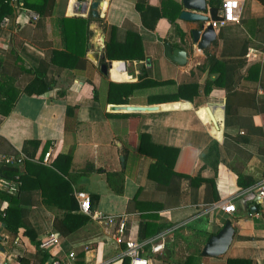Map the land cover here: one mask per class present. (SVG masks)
Segmentation results:
<instances>
[{"label":"crops","instance_id":"obj_1","mask_svg":"<svg viewBox=\"0 0 264 264\" xmlns=\"http://www.w3.org/2000/svg\"><path fill=\"white\" fill-rule=\"evenodd\" d=\"M76 1L83 0H50L40 24L32 21L31 14L23 8L13 9L0 29V86L19 95L10 113L0 116V156L23 155L24 163L15 168L19 175H25L27 162L49 167L59 155L71 152L70 162L57 160L56 171L71 183L74 197L77 192H85L93 198V212L126 217L127 230L119 238L114 228L89 218L84 227L60 234L54 226L57 223L61 227L63 210L27 205L24 209L36 241L41 245L50 233L59 240L58 245L43 249L50 254L45 264L53 260L68 264H128L124 241H139L140 222H152L137 211L127 210L128 201L138 190L142 191V200L161 204L154 222L166 226L144 240L142 253L149 264H173L198 253L196 264H226L228 259L264 264V202L249 201L245 196L264 181V113L253 111L264 103V5L260 0H239L240 22L216 31L217 38L211 46L199 50L191 36L192 30L200 28L198 23L184 22L178 16L175 26L161 19L150 31L144 28L135 9L138 0H105L101 22L91 18L88 23L84 58L70 68L47 67L41 85H48L49 90L31 96L25 92L33 78L29 70L37 68L41 61L48 62L54 52H66L58 19L90 16L75 13ZM145 1L158 7L164 0ZM168 1L180 5L182 11V0ZM124 22L142 36L144 56L129 61L105 60L111 63L105 76L99 69L100 54L88 49L92 36L89 26L95 24L104 30L105 47L112 27L117 28L116 41H124ZM165 42L186 51V65L178 66L165 57ZM242 43L247 44V52L238 72L244 78L235 84V90L245 96H230L231 109L226 114V90L210 85L217 75L209 74L208 58L237 61ZM254 64L260 65L256 82L245 79L246 70ZM142 79L171 84L138 90L124 106L162 107L177 103L182 107L142 113L108 110L114 104L107 103L106 83H137ZM185 84L198 87V95L192 101L147 103L148 94L174 93ZM134 114L138 118L123 116ZM225 115L230 121L227 127ZM139 134L149 135L156 145L178 150L174 171L182 176L176 177L170 189L159 190L155 182L146 178L153 160L138 153ZM46 153H50L48 165L43 164ZM110 173L120 175L111 184L118 189L117 181L122 180V193L116 194L110 188ZM24 199L29 203V193H22L21 200ZM228 202L233 204L232 213L222 210ZM6 206L0 200V210ZM253 206L256 212L250 213ZM76 213L84 215L79 209ZM227 221L234 233L226 253L219 257L201 256L208 239ZM158 243H163V249L152 253L151 246ZM70 253L74 254L72 260L68 258ZM36 254L37 249L22 230L12 238L0 228V256L6 257V264H18V258Z\"/></svg>","mask_w":264,"mask_h":264},{"label":"trees","instance_id":"obj_2","mask_svg":"<svg viewBox=\"0 0 264 264\" xmlns=\"http://www.w3.org/2000/svg\"><path fill=\"white\" fill-rule=\"evenodd\" d=\"M50 0H19V6L28 9L39 15L37 24H40L47 15L49 9ZM260 3L264 5V0H260ZM136 11L139 13L142 25L144 28L154 31L156 24L161 19H167L172 26H175V20L180 13V5L164 0L160 6H149L145 0H138L135 5ZM13 13V7L9 0H0V22L3 18L10 16ZM91 17L86 19L76 18L67 19L65 17L59 18L60 30H61V42L62 47L66 50L64 53L54 52L48 62L41 61L39 66L35 69H30L29 73L33 75L29 85L25 88V92L29 95L40 96L49 90L48 85H41V81L44 78L47 67L63 66L71 67L76 65L80 58L85 56L86 42L89 35L88 23ZM68 21H73L70 25ZM96 21L101 22V19ZM128 23L124 22L123 29L125 30V39L123 42L116 41L117 28H111V35L109 41L104 47V59L100 61L104 63L108 61H129L140 59L144 56L142 46V36L138 34L133 28H128ZM222 34L219 33L221 39ZM241 52L238 54L237 61H219L215 57L208 58L209 74L217 75L211 83L215 86L222 87L226 90V114L231 109L232 99L230 96H238L240 94L235 90V84L244 75L238 72V68L243 65V57L247 52V44L242 43ZM3 59L0 60V64L3 63ZM70 63V64H69ZM246 80H253L256 82L259 78L260 65L254 64L246 70ZM237 78V79H235ZM171 82H153L150 80L142 79L137 83H106V99L108 104L124 105L129 104L130 98L138 90H146L151 87L160 85H170ZM207 93V92H206ZM198 95V87L196 84H185L178 86L174 93L163 94H148L146 99L148 104H161L168 102H176L178 100L192 101L194 97ZM18 92L10 91L9 89H1L0 86V116H7L12 110L16 99L18 98ZM254 98H252L253 100ZM248 100H250L248 98ZM245 102V101H244ZM254 107V106H253ZM254 109V108H253ZM258 113H264V103H260L256 110ZM134 116L138 118L139 115H123ZM225 126L230 125L229 117L225 115ZM38 146V143H36ZM137 151L141 155H145L153 160L147 170L146 178L155 182L159 190L164 191L170 189L173 182L176 181V177L180 179L182 174L174 171V163L178 155V150L174 148L163 147L151 142V138L147 134H139L137 137ZM72 153L66 155H59L54 161L53 165L49 167L42 164H33L27 162L25 175H19L18 169L15 167H9L0 165V177L8 180H13L16 176L19 177L21 186L17 194L9 195L0 191V200L4 201L7 206L0 210V228L8 236L16 238L19 231L27 237L31 244L37 249L35 256H24L18 258V264H45L50 254L40 248L39 242L36 241V235L30 226V223L26 217L25 206L29 205H42L47 208H58L63 210L60 217V225L54 226L60 234H70L74 231L84 227L89 221V217L76 213L79 209L76 198L73 195L71 189V183L64 179L63 175L58 173L59 170L56 163L57 160L64 159L66 162H70ZM120 176L118 173L107 174V180L110 188L117 194L122 193V180H118V189H115L111 184L112 179H118ZM116 184V182H115ZM29 193V203H25V199L21 200L22 193ZM141 190H138L136 195L128 201L127 210L137 211L141 214L142 218L152 220V222H140L138 230V240L144 241L148 237H151L166 228L165 225L156 224L157 211L162 208L161 204L155 201H145L141 199ZM40 196V199L39 197ZM91 208L93 212V198H90ZM57 218V216H56ZM56 222H58L56 220ZM62 229V231H61ZM127 226L125 228V233ZM200 257L198 253L196 255H189L184 260L173 262V264H196L197 259ZM226 264H253L249 260L240 259H228Z\"/></svg>","mask_w":264,"mask_h":264},{"label":"water","instance_id":"obj_3","mask_svg":"<svg viewBox=\"0 0 264 264\" xmlns=\"http://www.w3.org/2000/svg\"><path fill=\"white\" fill-rule=\"evenodd\" d=\"M77 8L76 14L83 15L89 14L93 20L100 18L101 11L104 7L105 0H83L76 1ZM211 2H214L211 4ZM223 0H182V11L179 14V19L184 22L198 23L200 28L191 31L192 42L196 45L197 49H208L211 44L216 40V32L210 25L209 21H220L218 13L221 9ZM216 3V4H215ZM90 31L92 36L89 40L88 49H93L94 52L99 53L98 59L101 61L104 59V30L97 27L95 24H90ZM165 57L172 63L178 66H184L187 64V53L185 50L172 47L169 43H163ZM111 67V63L104 62L99 66L100 72L108 76V70ZM177 104V103H174ZM173 105V104H172ZM161 106H134V105H109L108 110L111 112H129V113H142L145 111H155L161 109ZM213 121V119H212ZM122 159V158H121ZM256 198V202H257ZM244 204V201H241ZM250 213L256 212V206L249 209ZM234 230L229 221L221 227V229L214 235H212L205 246L201 250V256L203 257H219L223 256L228 247L230 246L233 238Z\"/></svg>","mask_w":264,"mask_h":264},{"label":"built area","instance_id":"obj_4","mask_svg":"<svg viewBox=\"0 0 264 264\" xmlns=\"http://www.w3.org/2000/svg\"><path fill=\"white\" fill-rule=\"evenodd\" d=\"M13 9L23 8L19 6V0H9ZM27 13L31 14L32 21L36 22L39 19V15L23 8ZM32 12V13H31ZM241 15V2L239 0H223L220 12L218 17L220 21H209L210 25L214 31H219L221 28H224L228 24H237L240 22ZM8 17L3 18L0 22V29L4 27L7 23ZM50 153H46L43 158V164L48 165L50 163ZM25 157L23 155H3L0 156V162L4 166L9 167H18L24 163ZM21 183L19 177L16 176L13 180H8L0 177V191L9 194H17ZM75 198L78 201L79 210L84 215L88 216L93 222L98 223L99 225H105L107 227H112L115 230V233L119 238L124 236L126 228V217H117V216H107L102 215L97 212H91V201L90 196L85 192H77ZM246 198L249 201L256 203L264 202V181L260 183L255 189L249 190L246 192ZM222 210L227 213H232L233 204L228 202L226 205L222 206ZM58 237L54 233H50L48 238H46L40 245V248L47 249L53 245H58ZM125 244V257L128 259V264H149V261L146 257L143 256V248L145 246L144 241H136L127 239L124 241ZM163 249V243H158L151 246L152 253H158ZM68 258L72 260L74 254L70 253ZM6 257L3 255L0 256V264H6ZM50 264H68V262L53 260Z\"/></svg>","mask_w":264,"mask_h":264},{"label":"bare ground","instance_id":"obj_5","mask_svg":"<svg viewBox=\"0 0 264 264\" xmlns=\"http://www.w3.org/2000/svg\"><path fill=\"white\" fill-rule=\"evenodd\" d=\"M115 76H116V73H113ZM122 76V75H121ZM123 77V76H122ZM119 78V77H118ZM117 78V79H118ZM122 79V78H120ZM177 107H182L181 104H173V105H167V106H162V109H165V108H177ZM204 114H206L204 111H203Z\"/></svg>","mask_w":264,"mask_h":264}]
</instances>
